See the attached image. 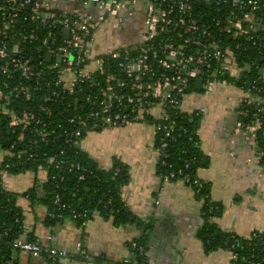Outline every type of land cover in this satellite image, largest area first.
Here are the masks:
<instances>
[{
  "label": "built area",
  "instance_id": "built-area-1",
  "mask_svg": "<svg viewBox=\"0 0 264 264\" xmlns=\"http://www.w3.org/2000/svg\"><path fill=\"white\" fill-rule=\"evenodd\" d=\"M48 1L0 0V115L16 135L8 148L0 147V188L4 189L2 180L15 167L13 160L24 157V163L34 165L29 171L38 175L36 188L56 180L49 177V167L76 172L80 183L89 177L98 180L79 162L66 158L60 147V158L39 163L34 150L47 145L50 138L77 146L89 133L146 123L151 117L157 121L154 138L160 137L157 164L169 170L160 179L191 184L194 196L201 195L205 191L201 181L192 180L183 169L172 170L166 162L170 142L188 137L198 147L192 132L178 124L182 114L200 118L201 111L188 115L182 110L198 81L205 94L216 85L244 93L238 100L235 132L253 141L260 162L264 160V0H82L85 11L72 13L53 10ZM137 12L142 17L138 41L95 56L97 33L107 26L121 31ZM32 24L46 32L35 34ZM108 59L115 65L109 67ZM100 76L105 87L96 81ZM155 110H159L158 118L153 116ZM54 113L69 128L52 120ZM17 146L23 151H16ZM193 158L183 161L186 170L194 164ZM63 181L60 177L59 182ZM207 199L212 200L208 194L201 196L202 223L217 211ZM52 205L58 212L71 210L59 193L54 194ZM71 214L73 220L81 216L72 210ZM19 216L16 212L14 224L22 233L10 242L13 252L45 257L49 264L69 257L28 240ZM11 230L7 227L2 235L7 237ZM229 234L231 241L223 251L230 254L231 264H264V256L236 253L237 247H244L238 245L240 240L259 242L264 249L262 231ZM130 247L142 252L135 242ZM77 248L83 254V244ZM7 264H16L12 256Z\"/></svg>",
  "mask_w": 264,
  "mask_h": 264
},
{
  "label": "crops",
  "instance_id": "crops-1",
  "mask_svg": "<svg viewBox=\"0 0 264 264\" xmlns=\"http://www.w3.org/2000/svg\"><path fill=\"white\" fill-rule=\"evenodd\" d=\"M48 3L53 10L66 13L85 11L82 0ZM140 14L129 17L121 31L115 30L117 34L132 37V21ZM106 30L107 27L103 31ZM99 33L93 47L95 56L129 47L140 35L135 33L129 45L105 50L96 44ZM238 92L242 95L238 96ZM243 95L233 87L216 85L206 94L190 93L182 106L188 115L201 111L196 136L204 161L196 174L208 184L212 201L221 206L219 217L212 221L219 231L238 236L264 233V165L254 142L235 132L238 100ZM158 113L155 110L153 116L158 118ZM77 147L101 170H111L114 164L124 168L128 178L120 189V198L140 225L115 226L111 219L98 214L83 225L69 217L55 218L41 201L31 203L25 198L35 187L38 175L31 171L7 175L2 183L7 192L17 196L16 207L23 216L27 237L69 255L56 264H136L130 246L139 240L145 246L142 264H231L227 251L204 252L198 237L201 203L191 188L182 182L160 179L153 125L134 123L89 133ZM79 243L83 244V254L77 248ZM76 255L85 256L86 261L75 260ZM12 257L16 264H49L45 257L20 252H13Z\"/></svg>",
  "mask_w": 264,
  "mask_h": 264
},
{
  "label": "trees",
  "instance_id": "trees-1",
  "mask_svg": "<svg viewBox=\"0 0 264 264\" xmlns=\"http://www.w3.org/2000/svg\"><path fill=\"white\" fill-rule=\"evenodd\" d=\"M20 22L18 23V25ZM32 28L35 29V34H41L46 32L45 29H37L34 24ZM116 62L108 59L107 65L109 67L115 65ZM111 71V69H108ZM120 74L119 72H117ZM103 76L97 77L96 81L105 87L103 82ZM86 86V85H85ZM85 86H82L85 89ZM69 99V98H68ZM66 104H69L68 100L65 101ZM76 113V111H75ZM52 120L57 121L62 124V126L69 128L60 120L59 116H56L55 113L52 115ZM157 121L151 117L146 119V123L153 125ZM178 124L181 127L186 128L189 132H192L193 143L198 145L195 148L188 141V137H183L175 142H170L169 147L167 148L168 157L166 159L167 164L172 165V170L176 171L178 169H183V174L190 176L192 180H199L203 183L205 191L199 196H195L196 200L200 202L201 196L204 194L210 195L209 186L206 182L200 180L197 177L196 171L199 167L203 166L204 157L199 149V142L196 136V129L198 124V118H188L185 114L180 115ZM7 118L0 115V147L5 149L8 148V142H13L16 139L15 134H11L10 130L7 127ZM159 135H156L155 145L156 149L159 147ZM7 144V145H6ZM17 150H22V146H17ZM59 147L65 152V157L69 158L72 161L79 162L82 167L87 170H90L97 175L98 180L93 177H89L86 182L80 183L77 180V173H67L65 170H54L51 167L48 168L49 177H55L56 180L52 181L49 179L45 184L41 185L40 188L33 187L30 189L27 194L28 199L31 203L35 201H41V203L46 206L49 212L58 219L63 217H72L71 210L75 214L81 215L74 221L79 225L91 218L94 214L105 219H111L115 226H121L123 224H136L140 225L136 218L126 209L121 198H120V189L127 181V174L124 168L118 164H114L111 170H101L97 165L83 153L74 143H69L64 145L63 141H58L56 139H49L47 145L40 144L38 148H35V158L37 163L40 160L49 159L56 157V160L60 158ZM15 151V152H16ZM43 153H46V156L43 157ZM194 157V158H193ZM194 159V164L190 166L188 170L184 168L183 161L188 159ZM25 157L21 160H13L15 164L14 168L9 169L10 175H17L24 173L33 168L34 165L30 163H24ZM46 163L45 161L43 162ZM264 165V160L261 162ZM118 169V174H114L115 170ZM33 170V169H32ZM157 172L159 177L167 174L169 170L161 166L158 162ZM63 177L64 181L59 182V178ZM187 187L191 188L194 191V186L191 184H185ZM55 193H59L62 196V202L69 204L71 210L67 212H58L55 210L52 205V199ZM69 194V196H68ZM74 195V196H73ZM16 198L17 196L13 193H9L6 190L0 188V264H7L9 258L12 256L13 251L10 248V242L18 237L22 233L20 226L14 224L15 213L20 212V222L23 221V216L21 211L16 207ZM208 206H216L217 211L208 214L205 217L204 222L199 230L198 237L202 243L203 250L205 253H211L216 250H224L226 243L229 244L231 241V234L223 233L219 231L212 221L214 218L219 217L221 213V206L211 200ZM86 211V213H84ZM53 222V221H52ZM12 227L11 232H8L7 237L2 235L3 231L7 227ZM28 240L33 241L31 236L27 237ZM135 243L142 248V252L133 251L136 256V264H142L144 260L145 246L143 240L135 241ZM259 243V242H258ZM248 242L245 240H240L238 245L244 246L243 249L240 247L236 248V253L239 255H249L256 254L257 256H264V249L261 247L260 243ZM254 248V252L251 251ZM74 259L80 262H85L86 257L83 255H76Z\"/></svg>",
  "mask_w": 264,
  "mask_h": 264
},
{
  "label": "rangeland",
  "instance_id": "rangeland-1",
  "mask_svg": "<svg viewBox=\"0 0 264 264\" xmlns=\"http://www.w3.org/2000/svg\"><path fill=\"white\" fill-rule=\"evenodd\" d=\"M131 32L132 30L130 31V33ZM135 38H136L135 33L132 35V37L130 34H128L127 36H124L122 34H117V32L113 28H111L110 26H107L106 31H101L99 33L96 44L101 45L102 47L105 48V50L115 49V48L129 45L130 43L134 41ZM233 88L237 89L236 87H233ZM236 95H237V92H236ZM241 95L242 93L238 92V96H241Z\"/></svg>",
  "mask_w": 264,
  "mask_h": 264
},
{
  "label": "flooded vegetation",
  "instance_id": "flooded-vegetation-1",
  "mask_svg": "<svg viewBox=\"0 0 264 264\" xmlns=\"http://www.w3.org/2000/svg\"><path fill=\"white\" fill-rule=\"evenodd\" d=\"M142 25V17L141 15H137L132 21V30L134 33H139Z\"/></svg>",
  "mask_w": 264,
  "mask_h": 264
},
{
  "label": "water",
  "instance_id": "water-1",
  "mask_svg": "<svg viewBox=\"0 0 264 264\" xmlns=\"http://www.w3.org/2000/svg\"><path fill=\"white\" fill-rule=\"evenodd\" d=\"M68 32L66 31V34H67ZM249 84H250V81L248 82V87H249ZM195 91L196 92H200L201 91V83L198 81L197 82V84H196V87H195ZM7 145V144H6Z\"/></svg>",
  "mask_w": 264,
  "mask_h": 264
}]
</instances>
